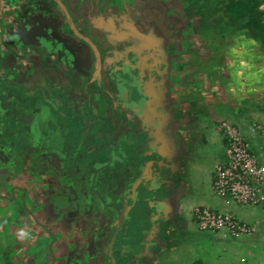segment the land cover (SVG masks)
Segmentation results:
<instances>
[{
  "label": "flooded vegetation",
  "instance_id": "obj_1",
  "mask_svg": "<svg viewBox=\"0 0 264 264\" xmlns=\"http://www.w3.org/2000/svg\"><path fill=\"white\" fill-rule=\"evenodd\" d=\"M197 11L189 0H0V176L13 181L19 246L33 250H0V264L162 262L186 224L193 151L175 70Z\"/></svg>",
  "mask_w": 264,
  "mask_h": 264
},
{
  "label": "crops",
  "instance_id": "obj_2",
  "mask_svg": "<svg viewBox=\"0 0 264 264\" xmlns=\"http://www.w3.org/2000/svg\"><path fill=\"white\" fill-rule=\"evenodd\" d=\"M196 7L198 6L193 4V8L197 9ZM204 25L203 20H195L193 25L196 28L195 33L189 42L190 56L186 61H179L175 70L177 76L175 115L181 120L182 128H186V138L193 151L189 168L193 165L199 167L195 163L196 141L200 139L208 141L206 134L202 132L201 137L198 134L200 130L204 131L210 121L220 133L225 148L224 136L219 129V123L223 120L238 126L259 156L264 155V137L261 133L253 131L254 123L264 125V36L258 33L251 35L220 33L218 36H211L203 31ZM225 157L226 151L217 163L224 161ZM5 179L0 176V208H4V213L0 214L4 249L0 250H5V254L10 258L18 251L14 258H19L33 250L19 246L18 242L24 241L26 235L14 224L11 199L6 198L12 189L13 181ZM191 192L190 184V194ZM189 199L190 197L187 204ZM222 199L224 202L203 199V202L197 205H208L215 210L232 212L227 208L230 202ZM186 207L187 205L185 209ZM253 223H257L258 231L261 221L256 220ZM257 231L255 235L258 234ZM40 235L44 236L45 233L40 231ZM171 248L172 246L168 251Z\"/></svg>",
  "mask_w": 264,
  "mask_h": 264
},
{
  "label": "rangeland",
  "instance_id": "obj_3",
  "mask_svg": "<svg viewBox=\"0 0 264 264\" xmlns=\"http://www.w3.org/2000/svg\"><path fill=\"white\" fill-rule=\"evenodd\" d=\"M195 4L199 14L195 15L196 21L202 20L205 9L212 10L209 14L208 25L203 31H210L211 36L221 35H251L259 34L253 22L257 14L258 0H249L241 4L231 5L228 0H189ZM228 10H235L228 14ZM248 11V12H246ZM232 12V11H231ZM249 14V15H248ZM210 30H209V29ZM202 31V32H203ZM223 33V34H222ZM200 130L198 136L206 134L208 141H196V161L199 165L189 168L187 178L192 185V192L186 207V224L181 227L174 237L170 251L163 254L160 264H192L197 259H202L203 264H264V207H242L231 201L227 208L239 218L248 222L261 221L258 234L235 239L223 231L202 230L192 216V208L211 199L215 202H224L212 188V177L215 164L226 151L220 133L214 123ZM262 161L264 155L259 156Z\"/></svg>",
  "mask_w": 264,
  "mask_h": 264
},
{
  "label": "built area",
  "instance_id": "obj_4",
  "mask_svg": "<svg viewBox=\"0 0 264 264\" xmlns=\"http://www.w3.org/2000/svg\"><path fill=\"white\" fill-rule=\"evenodd\" d=\"M219 129L224 136L226 157L214 166V192L242 207H264V161L238 126L223 120L219 123ZM253 131L264 137L263 124L254 123ZM192 213L202 230H224L233 238L252 236L257 231V223L243 220L229 211L215 210L208 205H196Z\"/></svg>",
  "mask_w": 264,
  "mask_h": 264
},
{
  "label": "trees",
  "instance_id": "obj_5",
  "mask_svg": "<svg viewBox=\"0 0 264 264\" xmlns=\"http://www.w3.org/2000/svg\"><path fill=\"white\" fill-rule=\"evenodd\" d=\"M218 1H220V0H218ZM228 1L231 5H233V4L235 5V4H241V3L247 2L249 0H228ZM247 3H249V2H247ZM257 5H259L260 8H258L257 10H254V11H257V14H255V16L253 18V22L257 26V29H258L260 35L264 36V0H258ZM211 11L212 10H207V11H205V14H210ZM234 11L235 10H228L227 13L230 14V13H233ZM246 12H248V11H246ZM249 14H251V13H249ZM230 16H231V14H230ZM192 264H203V261H202V259H197Z\"/></svg>",
  "mask_w": 264,
  "mask_h": 264
}]
</instances>
